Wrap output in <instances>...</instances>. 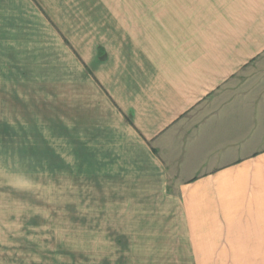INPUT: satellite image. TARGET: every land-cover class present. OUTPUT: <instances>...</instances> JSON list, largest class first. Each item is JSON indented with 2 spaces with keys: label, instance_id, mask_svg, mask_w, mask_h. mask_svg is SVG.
Listing matches in <instances>:
<instances>
[{
  "label": "crops",
  "instance_id": "obj_1",
  "mask_svg": "<svg viewBox=\"0 0 264 264\" xmlns=\"http://www.w3.org/2000/svg\"><path fill=\"white\" fill-rule=\"evenodd\" d=\"M57 45L67 174L123 203L130 250L149 264H264V0H0L1 235L10 143L26 133L16 109L27 91L41 100L27 61Z\"/></svg>",
  "mask_w": 264,
  "mask_h": 264
},
{
  "label": "rangeland",
  "instance_id": "obj_2",
  "mask_svg": "<svg viewBox=\"0 0 264 264\" xmlns=\"http://www.w3.org/2000/svg\"><path fill=\"white\" fill-rule=\"evenodd\" d=\"M126 2L149 4V0ZM64 57L57 45L51 60L43 52L39 64L31 67L33 61H27V87L38 90L34 93H40L41 100L30 103L34 95L27 91L26 107L19 104L16 109L25 115L26 133L10 143L11 204L6 229L0 234V264H149L148 251L132 252L120 236L117 224L123 203L113 202L109 190L94 186L87 175L67 174ZM3 78L0 73V89ZM56 117L57 138L49 135V122ZM53 149L59 152L56 160Z\"/></svg>",
  "mask_w": 264,
  "mask_h": 264
}]
</instances>
